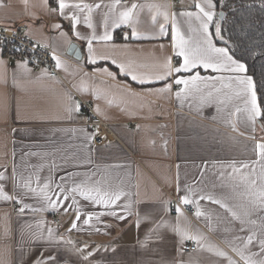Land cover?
<instances>
[{
	"label": "crops",
	"instance_id": "obj_1",
	"mask_svg": "<svg viewBox=\"0 0 264 264\" xmlns=\"http://www.w3.org/2000/svg\"><path fill=\"white\" fill-rule=\"evenodd\" d=\"M201 2L120 0L110 12L115 0H66L93 6L97 36L104 34L108 14L112 39L92 41L96 62L90 63L93 29L84 22L86 9L65 10L68 17L79 19L74 28L72 19L60 15L58 0H0V25L27 24L30 35L50 44L60 61L58 76L51 77L47 69L8 62L0 52V188L15 197L0 199V264H228L229 259L244 264L233 248H243V238L252 231L258 237L264 217L254 214L256 225H241L230 211L201 197L221 200L242 216L252 197L240 178L249 176L259 185L264 163H257L256 149L264 143L261 115L249 121L245 111H237L245 105L235 95V83L229 89L216 79L223 76L227 83L235 73L197 67L154 79L169 59L173 68L183 63L182 57L175 59L173 15L185 39L196 40L199 21L180 13H198L195 4ZM133 3L137 8L132 22L113 27V20ZM212 11L209 35L215 46L227 48L216 40L220 12L216 7ZM133 28L139 39L133 38ZM76 49L81 58L75 56ZM119 65L152 82L132 80ZM196 74L210 78L212 86L201 85L202 91L178 99L175 93L184 86L175 80ZM239 75L251 77L247 71ZM168 84L170 92L158 91ZM81 101L90 102L108 123L105 144L95 145ZM82 184L118 193L120 199L106 206L96 202L93 192L86 200L72 192ZM175 194L187 196L195 213L198 206L202 215L171 212ZM13 201L20 205L15 211ZM89 216L93 219L85 224ZM185 232L202 239H183ZM188 244L196 249L185 251ZM250 251L258 248L250 246Z\"/></svg>",
	"mask_w": 264,
	"mask_h": 264
},
{
	"label": "snow or ice",
	"instance_id": "obj_2",
	"mask_svg": "<svg viewBox=\"0 0 264 264\" xmlns=\"http://www.w3.org/2000/svg\"><path fill=\"white\" fill-rule=\"evenodd\" d=\"M120 3V0H115V3L111 5L109 11L111 12L116 6ZM96 8H100L101 4H96ZM105 7H109L105 5ZM216 5L213 3V0H202L201 3L195 4V8L198 9V13L194 12H182L180 15L188 17L190 20L195 18L199 21V30H198V39L193 40L192 38L185 39V37L180 33L175 23V15H173V28H172V41L173 48L175 51V55L183 58V63L173 68L171 65L170 59L164 65V72L162 74L157 75L154 79L156 80H166L169 76L173 74V72H191L193 69L197 67H203L204 69H211L213 72L224 73L230 72L235 73L237 75L231 76L227 78V83H225V78L223 76L217 77L216 79L220 81L223 87L233 89V82L235 83L234 92L237 97L243 98L244 109H237V111H245L247 113V119L251 122H255L257 117L261 115V109L257 103V94L255 91V84L253 79L249 76H241L240 73H245L247 71L244 63L239 62L234 59L232 55L229 54V50L225 47H217L213 44L212 39L209 35V24L213 21L215 16V12L212 11ZM137 5L133 3L131 8L121 11L118 15V18L113 20L112 26L119 27L121 24H129L132 22L133 9H136ZM66 9H75L79 11H84L85 9L88 11L89 15L85 16L84 22L89 28L93 29V35L88 39V50H89V62L95 63V58L93 54L92 41H110L112 36L108 31V21L107 15L105 14V32L101 36H97L95 34V27L92 23L91 15L93 6L90 4H69L66 3V0H58V10L60 15L65 18H70L73 21V27L78 24L80 21L78 17L73 15L72 17H68ZM55 11V9L53 10ZM165 20L168 19V14L165 13ZM56 27H60V25H56ZM195 31V30H194ZM161 33H164V28L161 26ZM215 34L217 37L221 36L220 26L216 25ZM79 36V33H77ZM133 38L139 39L140 37L137 35L136 29L132 30ZM147 38V37H145ZM57 67H60V61L56 58ZM120 71L124 73L125 71L131 74L132 80L139 82L140 84L150 83L153 78H147L138 76L131 72V69H126L124 65H119ZM111 75V73H109ZM176 85H183L184 87L175 93L176 97L180 100L187 98L188 96L193 95L194 93L202 91L201 85L204 87H211L210 78H202L199 74L192 76L190 79H176ZM172 88L171 84L165 85L164 88L158 89L159 92H170ZM220 89H216L219 91ZM211 96V92L208 94ZM256 149H258L259 160L257 163L264 162V143L256 144ZM235 167V166H233ZM244 168H248V164L243 165ZM238 171V169H237ZM253 171H255L253 169ZM3 177L0 176V180ZM241 183H243L249 191V195L252 197L247 206L243 208L242 216L237 212L233 211L221 200L214 199L212 196L201 197V199H208L212 203L219 204L220 207L225 208L226 210L232 213L234 218L240 219L241 225L245 223L256 225V220L251 219V216L254 214H261L264 217V163H261V171L259 174V185H257V180L254 178H250L249 176H242ZM26 187L28 185H25ZM45 189L49 187V185L45 184ZM31 191H34L30 189ZM73 193L79 192L84 198L92 199V193H95L96 202L105 204L106 206L109 204H114L115 201L120 199V195L117 194H109L107 192H101L99 188L88 187L86 184L77 185L72 189ZM14 196L8 195L3 188H0V199L10 200L14 199ZM44 198L49 199L47 193H44ZM181 202L183 204L191 203L190 199L187 196L181 198ZM56 205H53L55 207ZM23 209H21V212ZM79 210L77 209V212ZM177 212H180V209L177 208ZM196 216L200 217L202 215L199 207L197 206ZM110 215L116 216L115 212L110 213ZM79 215H77V219H79ZM93 217L89 216L87 220L84 221L85 224H88ZM117 219H124V217L117 216ZM72 228H77L76 223L72 224ZM241 231H244V228L241 227ZM49 235H51V229H49ZM183 239H192L199 243L202 237L189 235L185 232L182 236ZM237 239H242L237 237ZM250 246H256L258 251L252 252L250 251ZM245 250H249V254L245 255ZM244 261V264H264V226L261 227V231L259 236L257 237V233L252 231L250 235L246 238H243V248H233ZM217 255L225 257L228 259L222 251H218ZM228 264H234L232 260L229 259Z\"/></svg>",
	"mask_w": 264,
	"mask_h": 264
},
{
	"label": "trees",
	"instance_id": "obj_3",
	"mask_svg": "<svg viewBox=\"0 0 264 264\" xmlns=\"http://www.w3.org/2000/svg\"><path fill=\"white\" fill-rule=\"evenodd\" d=\"M221 36L217 42L244 63L255 84L261 109L259 123L264 128V0H215Z\"/></svg>",
	"mask_w": 264,
	"mask_h": 264
},
{
	"label": "built area",
	"instance_id": "obj_4",
	"mask_svg": "<svg viewBox=\"0 0 264 264\" xmlns=\"http://www.w3.org/2000/svg\"><path fill=\"white\" fill-rule=\"evenodd\" d=\"M0 52L8 62H23L36 70L47 69L51 77L58 76L56 63L53 57L56 53L50 44L41 43L33 38L29 33V27L25 23L13 26L0 25ZM179 59L178 56L175 57ZM81 109L84 112L85 125L90 127L94 133L95 145H103L107 142L110 135L109 125L94 113L93 105L87 101H81ZM20 205L13 201L11 209L15 211ZM177 208L188 214L190 218L195 216V208L190 204H183L178 195L171 196L170 211L175 213ZM59 223V219H54ZM185 251H194L195 244H188L184 247Z\"/></svg>",
	"mask_w": 264,
	"mask_h": 264
},
{
	"label": "water",
	"instance_id": "obj_5",
	"mask_svg": "<svg viewBox=\"0 0 264 264\" xmlns=\"http://www.w3.org/2000/svg\"><path fill=\"white\" fill-rule=\"evenodd\" d=\"M223 15H224V12H220L219 15H218V19H222L223 18ZM72 50L75 48L74 45L71 46ZM75 56L77 58H81V55H80V50L79 49H76L75 51Z\"/></svg>",
	"mask_w": 264,
	"mask_h": 264
}]
</instances>
